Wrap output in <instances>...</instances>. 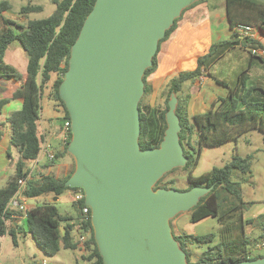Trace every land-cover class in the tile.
Listing matches in <instances>:
<instances>
[{
    "label": "water",
    "instance_id": "1",
    "mask_svg": "<svg viewBox=\"0 0 264 264\" xmlns=\"http://www.w3.org/2000/svg\"><path fill=\"white\" fill-rule=\"evenodd\" d=\"M195 1L95 0L71 45L58 87L74 159L64 185L84 191L103 264H188L169 220L189 211L213 185L155 188L164 174L187 162L178 99L171 92L166 128L153 148H140L138 105L159 40ZM226 264H264V257Z\"/></svg>",
    "mask_w": 264,
    "mask_h": 264
},
{
    "label": "trees",
    "instance_id": "2",
    "mask_svg": "<svg viewBox=\"0 0 264 264\" xmlns=\"http://www.w3.org/2000/svg\"><path fill=\"white\" fill-rule=\"evenodd\" d=\"M223 1L230 37L216 43L211 52L199 57L194 70L178 74L177 78L168 84L164 110L159 112L156 109L157 111L154 112V109L149 105L145 104L142 109L138 105L140 111L138 142L141 149L156 147L161 141L166 128L165 112L168 109V99L171 92L177 95L184 82L200 75L202 69L208 70L212 63L234 45L240 44L246 47L245 43L250 42L252 45L248 47L249 52L251 47L264 49V42L260 41L259 37L256 36L255 39L240 38L234 32L237 24H249L264 34V2L257 0ZM52 2L55 5L52 13L37 19L28 18V14L41 11V5L28 2L21 6L18 14L26 18L23 23H17L14 19L1 15L3 10L9 9V4L4 1L0 2V76L20 82L11 99H22L21 107L13 111L6 119L9 127V144L16 150L17 156L14 157L10 151L8 152L11 158L15 160L14 168L8 174L5 185L0 187V237L9 232L7 221L12 214L23 216L24 231L31 235L34 242L47 255H55L62 248L72 250L79 248L83 251L82 259L87 264H103L94 241L90 216L80 231L81 234H87L86 240L82 243L75 240L74 225L80 219V211L84 201L78 202V204L73 201L74 212L69 213H60L55 203L49 201L30 207L25 214L21 211L11 210L7 206L8 201L19 186V180L29 173L28 164L36 159L41 143L44 141L40 129L41 97L44 92L48 91L50 98L63 108L64 118L70 120L64 102L59 96L58 87L68 66L71 45L77 38L95 0H52ZM177 18L174 19V23ZM174 23L166 30L163 38L173 28ZM14 40L21 43L28 55L25 74L18 73L3 63L4 51L8 44ZM257 58L264 61V57ZM155 66L156 54L153 57L152 66L145 70L143 80ZM209 75L217 83L225 85L222 80ZM251 90L252 88L246 89L237 98L232 94V89H229L227 98L220 99L219 103H214L207 111L190 117L186 114L181 115L180 102L176 107L181 125L179 141L183 153L187 157V162L182 169L188 170L187 180L191 183L189 188L198 184L207 187L213 185L212 189L189 210L191 221H198L207 216L219 217L228 210L237 208V206L243 208L242 190L239 184L241 183L240 180H243V174L251 170L249 157L234 154L223 166H214L198 176H193L192 170L197 163V157L203 145L215 146L229 140L236 141L241 132L249 129L264 131V100L250 101L248 95ZM150 91L149 83L148 85L145 83L143 95L145 93L148 95ZM8 100L0 99V106ZM70 138L71 132L69 130L63 148L55 152V159L51 162H45L40 173L33 174L28 178L25 189L27 198L45 195L58 197L71 189L64 183L74 170V162L70 172L65 176L58 177L51 172L58 160L67 154L69 155L67 147ZM193 138H195L194 141ZM167 174H164L156 182L155 188H170L171 185L175 184L173 179L164 180ZM228 194H233L239 205L234 204L228 210H224L228 201ZM252 221L253 219H247V222ZM11 226L14 227V224L11 223ZM262 226L264 230V223ZM11 234L13 235V233ZM173 236L180 248L186 252L188 264H199L200 262L226 264L227 262L235 263L246 259L264 257V255H257L254 258H248L245 251L239 255H223L219 245H215L214 248L209 247L202 252L201 257L196 261L189 262L188 243L210 242L213 240V234H173Z\"/></svg>",
    "mask_w": 264,
    "mask_h": 264
},
{
    "label": "rangeland",
    "instance_id": "3",
    "mask_svg": "<svg viewBox=\"0 0 264 264\" xmlns=\"http://www.w3.org/2000/svg\"><path fill=\"white\" fill-rule=\"evenodd\" d=\"M10 4V13L14 15L21 6L28 2L35 5H41L42 10L39 12H32L28 14V18L37 19L44 18L52 13L55 5L52 0H2ZM218 1V0H217ZM224 2L223 0H220ZM1 2V1H0ZM203 2H211V0H198L183 9L180 16L176 19L173 28L167 33L159 44L156 52V66L144 78V84L148 85V76L157 68L158 61L165 65H172L174 60H180L181 68L190 69L197 65V59L206 53L213 50V46L230 35L220 34L212 40L211 36L206 32V20L212 18L216 23H219L221 17L225 15L224 3L217 9L210 11L205 17L193 19L189 16V12L197 4ZM12 15H8L11 16ZM19 15V14H18ZM14 18L18 22H25L21 19ZM25 18V17H24ZM216 19V20H215ZM256 30V27H254ZM252 44L245 43L248 48ZM232 48L224 52L225 58H229L228 64L225 66V73L221 74L222 78L230 84H233L239 79L240 83L237 88L238 93L234 94L239 97L243 91L252 88L248 98L250 101L264 100V61L253 58L255 67H248L247 53L240 58H233L231 56ZM250 59V58H249ZM240 60V61H238ZM242 65V66H241ZM211 68V69H210ZM212 74H217L216 66L209 67ZM181 70V69H180ZM183 70H181L182 72ZM188 71V70H186ZM255 76H253V74ZM177 75L171 76L167 83L174 81ZM165 82L157 79L155 81V88L159 87V92L153 93L152 100L147 102L148 96L146 93L142 95L139 106L149 105L153 111L160 112L166 108L165 99L167 97L168 86ZM231 85V86H233ZM165 86V87H164ZM205 84V90L211 87ZM178 95V94H177ZM165 96L163 102L160 100ZM157 109V110H156ZM159 120V118H158ZM160 123V121H158ZM195 138H193L194 141ZM198 148L197 146H195ZM13 156L16 157V150L10 145ZM234 154L243 157H249L251 162V170L243 174V180H240V189L242 190L243 208L240 206L233 210H228L231 205L238 204L233 194H228V201L225 204L224 210L226 213L219 217L207 216L198 221L190 220V212L184 211L176 214L169 220L172 233L175 235H203L213 234V240L210 242H189L188 249L190 251L189 262L196 261L201 257L202 252L209 247L219 245L221 254L225 255H239L246 252L248 258H254L257 255H264V230L262 223H264V214L256 217H245L251 215L256 209L264 208V131L259 129H249L241 132L236 141L229 140L222 144L215 146L203 145L200 154L197 157V163L192 170L193 176H198L203 172L210 170L212 167L223 166L228 162ZM74 162L73 157L69 154L61 158L58 164L52 167L51 172L58 177L67 175ZM13 170V169H12ZM11 170V172H12ZM42 166L34 174L40 173ZM164 178L165 181L174 180L175 184L170 188L177 190L189 189L190 182L187 180L188 170L185 171L182 167H177L167 172ZM7 176L0 178V187L5 185ZM243 181V182H242ZM200 185V184H198ZM164 188V187H163ZM44 202L43 199H28V206L32 207L36 204ZM56 207L60 213L74 212L73 200L69 192L65 191L59 201L55 202ZM239 205V204H238ZM247 219H253L252 222H247ZM216 251V250H215ZM75 252L72 249H61L57 255H47L32 239L31 235L26 232L20 235L19 247L12 244L9 237L6 242L3 238L0 241V264H74ZM59 262V263H57Z\"/></svg>",
    "mask_w": 264,
    "mask_h": 264
},
{
    "label": "crops",
    "instance_id": "4",
    "mask_svg": "<svg viewBox=\"0 0 264 264\" xmlns=\"http://www.w3.org/2000/svg\"><path fill=\"white\" fill-rule=\"evenodd\" d=\"M0 1L2 2V0ZM4 2L9 4L7 1ZM223 3L224 2H221L220 0L218 1L211 0V2L199 3L194 8H192V10L189 12V16L193 19L199 17L203 18L207 14H209L210 11H213L214 9L217 10ZM8 7L9 9L3 10L1 12V15L5 17H9L11 19L18 17L22 21L26 19L23 16L18 15V11L14 15H12L10 13L11 10L10 4L8 5ZM9 14L12 15V17L8 16ZM219 21H220L219 23H216L212 18L206 20L207 23L206 32L208 33L209 36H211L212 40H215V38L220 34L230 35V29H229L228 21L226 19V14L224 15V17H221ZM16 22L23 23L18 21ZM255 34L257 37H259L260 41L264 42V34L262 32L256 29ZM231 48H232L231 56L233 58L234 57L236 59L239 57L241 58L242 55L246 52L247 55L249 56L246 59L248 60V67L251 68L256 66L253 63V58H257V57H254L250 54L249 48L244 47L243 45L240 44L234 45ZM228 51L226 53H228ZM228 61H230V59L225 58V55H223L210 65V67L216 66L218 68V70H216L217 74H212L210 71L211 68L208 70L202 69L200 75H198L197 77L191 80L184 82L177 97L178 99L177 105L180 102L181 115L186 114L188 117H190L194 114L207 111L214 103L216 102L219 103L220 99L227 98L229 95V89H232L233 95L238 93L239 90H237V88L240 83L239 79L234 83V85L233 84L229 85V83L225 80V78H222L221 76V74L223 75V73H225V66L228 64ZM27 62H28V55L24 50L23 46L21 45V43L18 40H14L10 42L4 51L3 63L10 66L18 73L25 74ZM180 64H181L180 60L177 61L174 60V63L170 66L165 65L164 63L158 61L157 68L148 76V80H149L148 83L151 87V91L147 95L148 96V99H146L147 102H150L152 100L153 93L155 91L159 92V87L155 88V84H154L157 79L164 81L165 86L166 85L168 86L169 83L167 82L169 81L171 76L178 75L182 72L192 71L196 68L194 67L190 69H184L179 66ZM180 69L183 71L181 72ZM209 74H211L217 79L222 80L225 83V85L217 83ZM255 74L256 73H254L253 76H255ZM19 84H20L19 81L0 76V99H9L6 103L0 106V178L3 176L8 177V174L11 173V170L14 168L15 160L11 158V155H13V153L11 152L10 149L9 127L6 122V119L13 111L18 110L22 105L21 98L11 99L13 92L19 86ZM205 84L210 85L209 87H211V89L209 90V88H207L205 90L204 88ZM163 99H165V96L164 97L162 96V98H160L162 102ZM40 116H41L40 129L43 135V139L51 143L55 152L61 150L66 141L65 137L61 133L63 123L66 119L64 118L65 116H64L63 108L57 105L55 101L50 98L48 91L44 92L41 97ZM9 151L11 155L8 154ZM58 162L59 160L56 162V165L58 164ZM43 164L44 163H40V166H42ZM67 192L70 193V189L67 190ZM60 197L61 195L58 197L52 195H45L36 198L55 203L59 201ZM244 214L245 217H256L258 215L264 214V208L256 209V211L249 216H246V213ZM7 222L9 225V232L1 236L0 241L3 238V241L6 242V238L9 237L12 241V244L16 247H19L20 235L22 233L26 234V232L24 231L25 230L24 217L12 214ZM11 223L14 224V227L11 226ZM11 233H13V235ZM262 243H264V241ZM73 250L75 252L74 264H87V262H85L82 259L83 251L79 248ZM43 264H47V263L44 262Z\"/></svg>",
    "mask_w": 264,
    "mask_h": 264
},
{
    "label": "built area",
    "instance_id": "5",
    "mask_svg": "<svg viewBox=\"0 0 264 264\" xmlns=\"http://www.w3.org/2000/svg\"><path fill=\"white\" fill-rule=\"evenodd\" d=\"M235 34L240 38L255 39V28L249 24H237L234 29ZM251 55L257 57H264V49L261 47H251ZM70 130V120H65L61 129L62 135L67 139L68 132ZM55 159V151L48 141L44 140L41 143L39 153L34 161L28 164L29 173L26 177L19 180V186L13 196L7 203V206L16 211H21L23 214L30 208L28 206V198L25 196V189L27 187L28 178L39 170L40 163L51 162ZM70 195L72 200L78 204V202L84 201V191L82 188L74 187L70 189ZM90 208L87 205H83L80 211V219L74 225L75 240L82 243L86 240L87 234L82 233L81 230L83 224L89 219ZM264 245V243H262Z\"/></svg>",
    "mask_w": 264,
    "mask_h": 264
}]
</instances>
